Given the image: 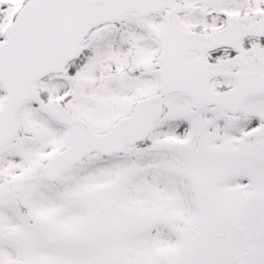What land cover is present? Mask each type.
Segmentation results:
<instances>
[{
	"label": "snow or ice",
	"instance_id": "1",
	"mask_svg": "<svg viewBox=\"0 0 264 264\" xmlns=\"http://www.w3.org/2000/svg\"><path fill=\"white\" fill-rule=\"evenodd\" d=\"M0 264H264V0H0Z\"/></svg>",
	"mask_w": 264,
	"mask_h": 264
}]
</instances>
